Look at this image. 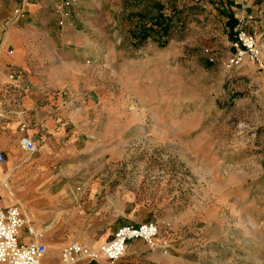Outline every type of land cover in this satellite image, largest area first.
Here are the masks:
<instances>
[{
	"label": "rangeland",
	"instance_id": "obj_1",
	"mask_svg": "<svg viewBox=\"0 0 264 264\" xmlns=\"http://www.w3.org/2000/svg\"><path fill=\"white\" fill-rule=\"evenodd\" d=\"M149 1L69 7L84 39L56 41L68 133L54 171L77 186L102 180L116 226L156 223V242L171 244L157 252L178 264H264V0H160L171 35L139 43L131 32L148 22L137 14H156ZM238 24L262 65L231 63Z\"/></svg>",
	"mask_w": 264,
	"mask_h": 264
},
{
	"label": "crops",
	"instance_id": "obj_2",
	"mask_svg": "<svg viewBox=\"0 0 264 264\" xmlns=\"http://www.w3.org/2000/svg\"><path fill=\"white\" fill-rule=\"evenodd\" d=\"M60 2L0 1V104L4 112L0 118V152L5 157L0 164V206H19L33 222L38 240L52 248H64L73 242L92 245L88 241L93 239L105 243L119 228V211L114 221V212L99 205L102 180L90 177L77 186L75 180H70L74 175L65 174L62 169L60 174L54 171L55 142H64L68 133L63 121L65 98L53 90L65 84L63 75L58 73L65 63H55L56 41L69 37L77 43L84 39L78 15H70L65 25L59 26L55 8ZM22 125H26L24 132L20 130ZM22 135L35 142V153L21 148ZM64 181L55 191H37L40 184ZM25 209L30 210L32 217L45 218L49 224L38 227ZM31 239L22 230V240ZM59 263L60 254L53 250L47 252L42 262ZM83 264L178 262L165 252L151 251L142 240H133L125 255L113 263L101 259Z\"/></svg>",
	"mask_w": 264,
	"mask_h": 264
},
{
	"label": "built area",
	"instance_id": "obj_3",
	"mask_svg": "<svg viewBox=\"0 0 264 264\" xmlns=\"http://www.w3.org/2000/svg\"><path fill=\"white\" fill-rule=\"evenodd\" d=\"M1 1V0H0ZM77 0H64L56 9L59 17V25L64 26L65 20L70 16L69 7L76 4ZM235 35V55L231 60L233 65H239L244 58L260 60V49L254 37L247 35L242 26L238 24ZM4 116L0 104V118ZM26 125L20 130L24 132ZM21 148L33 154L37 151V145L28 136L22 135L19 140ZM5 157L0 152V164ZM32 239L26 242L22 240V230ZM159 227L154 222H146L138 225H124L119 227L111 239L99 246H92L79 242H73L64 247L60 252L59 264H83L86 262L104 259L108 262H115L121 259L128 244L133 240L144 241L151 251H161L170 248L167 241L157 243ZM39 233L36 231L33 222L27 217L19 206H0V264H42L48 252L45 244L39 240Z\"/></svg>",
	"mask_w": 264,
	"mask_h": 264
},
{
	"label": "trees",
	"instance_id": "obj_4",
	"mask_svg": "<svg viewBox=\"0 0 264 264\" xmlns=\"http://www.w3.org/2000/svg\"><path fill=\"white\" fill-rule=\"evenodd\" d=\"M152 9H156L157 12L152 13V11H148L144 14H137L141 19L148 18V22L139 27H135L132 30V39L135 41L142 43L148 39H152L154 41H158L160 39H166L171 35V31L174 28V17L168 16L163 12L164 5L160 2V0L149 1ZM176 13H181L176 10ZM180 22V21H179ZM234 25H237V22L234 20ZM183 24V23H182ZM235 41V38L234 40Z\"/></svg>",
	"mask_w": 264,
	"mask_h": 264
}]
</instances>
